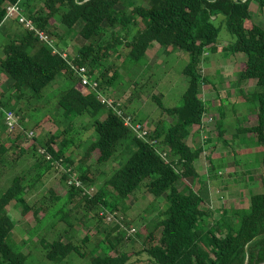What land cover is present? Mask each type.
I'll list each match as a JSON object with an SVG mask.
<instances>
[{"label":"trees","instance_id":"1","mask_svg":"<svg viewBox=\"0 0 264 264\" xmlns=\"http://www.w3.org/2000/svg\"><path fill=\"white\" fill-rule=\"evenodd\" d=\"M254 1L264 10V0H0V31L7 33L6 26L20 24L19 18L5 19L8 6L14 4L20 6L22 15L36 29H12L5 46L0 76L3 82L11 81V92L17 99L26 95L42 99L45 88L58 78L64 77L71 83L59 100L58 118L48 119L59 125L56 134L41 142L36 137L33 140L27 137L32 143L22 147L17 142L28 131L20 126L22 132L17 129L11 133L14 137H10L9 146H0V153L18 148L20 155L32 148L38 157V168L17 176L0 195V264H28V254L12 239L15 225L7 208L13 204L25 217L32 213L38 218L44 210L49 212L48 205L39 207L38 201L31 204L28 196L53 173L59 177L49 186L48 199L57 205L55 217L69 230L64 231L67 242L61 237L39 240L44 257L51 264H62L72 255L80 259L89 256V264L264 263V175L263 191L251 196L249 208H223L212 224L209 219L213 213L205 209L201 192L188 185L179 188L184 180L199 178L196 162L204 149L192 147L186 140L192 128L202 129L211 104L201 98L204 89L212 85L200 69L205 54L245 55L239 82L256 81V121L253 126L238 129V133L247 134L259 146L264 145V28L252 16ZM219 16L224 17L220 27L216 25ZM79 24V35L85 44L73 59H64L61 53L69 42L58 34V28L73 35L70 30ZM223 26L234 37L227 47L219 45ZM37 31L55 42L57 52ZM153 43H158L166 55L176 49L189 54L184 70L189 85L180 107L165 108L161 96L153 97L160 101L162 114L172 118V122L167 126L163 120L158 121L149 131L148 140H144L126 124L125 117L130 116L128 106L115 101L109 106L99 96L116 87L120 80L118 66L113 62L106 66L114 55L122 57L123 64L138 66L145 61ZM71 64L87 68L99 83L98 90L84 85ZM140 85L135 82L136 91ZM218 102L221 120L216 134L222 139L225 112L221 100ZM79 119L89 120V127L82 130H90V135L76 144L70 132L72 123ZM62 123L66 127L61 131ZM37 144L47 150L52 160L39 153ZM77 150H82L79 161L74 156ZM167 150L171 159L164 155ZM61 159L59 165L65 169L55 163ZM118 159L122 161L120 168L98 175L97 178H104V187L96 194L69 184L76 177L89 187L97 180L90 163L104 165ZM57 187L67 191L60 195ZM140 193L153 197L146 216L155 212L158 216L144 225V233H135L142 241V249L128 254L120 249L125 237L121 231L124 220L105 227L101 212L118 218ZM163 198L167 203L165 209L159 204ZM89 220L95 222L96 232L95 238L86 235L81 240L83 247L89 242L93 245L87 255L69 234L75 227L73 221L85 226ZM141 256L146 257L145 261Z\"/></svg>","mask_w":264,"mask_h":264},{"label":"rangeland","instance_id":"2","mask_svg":"<svg viewBox=\"0 0 264 264\" xmlns=\"http://www.w3.org/2000/svg\"><path fill=\"white\" fill-rule=\"evenodd\" d=\"M251 13L255 21L264 28V10L255 1L251 4ZM223 19V16L218 17L216 21L218 27L221 26ZM11 25L4 28L7 33L0 31V59L5 56V46L11 38V33L16 30L15 28H25L24 23L21 22ZM12 29L14 30L12 31ZM80 29V24L75 26L70 30L73 34L71 35L64 33L60 27L58 28V34L69 42L66 52L72 53L74 56L78 49L85 44L79 35ZM233 41L234 37L225 26L221 27L219 45L227 47ZM60 45L64 48V45ZM159 48L158 43H153L146 53L145 61L138 66L123 64L122 57L114 55L106 66L112 62L115 63L121 72L120 80L116 87L102 95L105 99L109 98L108 100L128 106V115L136 123L144 124L146 130L150 132L153 125L160 120H163L167 126L172 122V118L162 114L160 101L153 97L161 96V104L165 108L180 107L189 85L188 78L184 74L189 63V54L176 49L166 55L164 50ZM245 61L246 57L243 54H211L209 52L203 56L200 67L201 73L212 81V85L204 89L201 98L211 104L204 117L202 129L192 128L186 141L195 148L202 146L204 152L196 162L199 178L184 180L179 183V188L183 189L188 185L201 192L205 199V209L213 213V218L209 219L210 223L219 218V213L223 208H249L251 196L263 191L261 179L264 175V145L259 146L247 134L238 133V129L253 126L256 121L257 101L254 95L256 81L239 82L240 69ZM2 79L0 76V146H9L11 138L14 137L9 133L8 112H14L20 117L22 129L28 132L35 131L38 142L46 140L49 136L43 128L38 126V123L42 121L47 124V128H52L54 132L52 134H56L59 125L49 122L48 119H57L61 113L59 100L62 94L71 87L70 81L64 77L58 78L52 85L45 88L42 99L31 98L27 95L17 99L14 92L10 90L11 81L3 82ZM135 82L141 84L137 91ZM141 86L144 87L141 88ZM219 100H221L222 109L225 112L223 120L225 134L222 139H219L216 134L218 123L221 120ZM21 127L18 129L19 132H22ZM61 127L62 131L66 125L62 123ZM84 127H89L88 119H79L71 125L70 135L75 137L76 144H79L78 140L86 139L90 135V130H82ZM22 137L17 145L25 147L29 140L25 135ZM59 141L60 139H58ZM37 145L39 151L41 146ZM19 153L18 148L0 153V195L12 185L17 176L28 172L29 168L36 164L35 160L38 157L34 156L32 148L25 155ZM166 153L165 157L171 159L170 151L167 150ZM81 154L82 150H77L74 155L76 161L80 160ZM90 165L92 166L91 172L97 178L101 173L110 174L113 170L120 168L122 161L121 159L111 160L104 165H97L93 161ZM213 167L215 168L212 171ZM58 177L57 174H50L42 184L38 185L37 189L29 193L28 200L31 204L38 201L39 207L45 205L50 207L49 212L44 210L40 213L39 219L32 213L26 217L23 216L13 204L7 208L15 225L12 239L23 253L28 254V264H51L45 259L39 243L42 238L53 241L61 237L65 242L68 241L64 231L69 229L65 223L55 217L53 212L57 205L50 203L47 194L49 186ZM101 187H104V178L100 177L89 187L83 186L82 188L90 194H96ZM59 189L58 194L60 195L67 191V188L64 187ZM106 189L109 190V188ZM135 199L129 202L126 213L120 214L118 218L115 217V214L110 215L106 211V215H101L104 218L102 225L105 227L113 226L114 223L124 220L125 224L121 225V231L125 237L120 249L128 254L142 249V241L135 233H144V225L153 217L157 218L158 216L157 212L146 216V210L153 202L152 196L140 193ZM159 204L161 209H165L167 206L165 198L160 199ZM45 213L48 215L45 216ZM109 216H111L110 219ZM144 217H146L145 220ZM73 222L75 227L70 230L69 235L75 244L82 246L81 240L86 235L95 238L96 224L93 220H89L85 226H79V223ZM92 246V243L89 242L84 247L82 246V249L89 255ZM88 258L89 256L80 259L72 255L62 264H89ZM139 258L145 261L146 257Z\"/></svg>","mask_w":264,"mask_h":264},{"label":"built area","instance_id":"3","mask_svg":"<svg viewBox=\"0 0 264 264\" xmlns=\"http://www.w3.org/2000/svg\"><path fill=\"white\" fill-rule=\"evenodd\" d=\"M15 19V18H19V21L21 23H24L25 25V28H29L31 30H36L32 24L31 21H29L27 18H25L23 15H22V11H21V8L18 4H14V5H9L8 8H7V16L5 19ZM38 32V31H37ZM38 34L41 36V38L43 40H45L46 42H48L52 47L55 48V51L57 52V48L55 46V42L50 39L48 37V35H46L44 32H38ZM62 57L64 59H73L74 58V55L70 54L69 52H62L61 53ZM72 55V56H71ZM71 56V57H70ZM73 69L79 74L81 80H82V83L86 86H89L95 90H98L99 88V83L94 81L92 76L90 75L89 71L87 68L83 67V68H76L75 66H73V64H71ZM100 100L103 102V103H107L109 106H112L113 105V101L112 100H108V99H105L101 94L99 96ZM118 114L122 116V112L121 111H118ZM7 118H8V124L10 125V127L8 126L9 128V133L11 134L13 131L15 132L17 129L20 128V117L17 116L14 112H8L7 113ZM125 121H126V124L133 130V132L137 135L138 138H141V139H144V140H148L147 139V136L149 134V130H146L147 128L145 126H143L142 124L140 123H136L133 121L132 117H125ZM27 137L30 139V140H33L35 137H36V133L35 131H30V132H27ZM30 143H32V141H28L27 142V145ZM153 143V142H151ZM39 153L40 154H44L46 156V158L48 160H52V156L47 152V150L43 147H40V150H39ZM62 162V159L58 162H55L57 167H62L61 165H59L60 163ZM63 169H65V167H62ZM70 171V170H69ZM69 184L70 185H73L75 184L76 187H83V184L81 181H79L76 177H72L71 180L69 181ZM108 214L110 215H114V214H111L108 212ZM101 215H106L104 212L101 213ZM109 219L111 218V216L108 217Z\"/></svg>","mask_w":264,"mask_h":264},{"label":"crops","instance_id":"4","mask_svg":"<svg viewBox=\"0 0 264 264\" xmlns=\"http://www.w3.org/2000/svg\"><path fill=\"white\" fill-rule=\"evenodd\" d=\"M160 47V46H159ZM159 49H161L162 50V48L160 47ZM158 51V50H157ZM72 54V53H71ZM73 55V54H72ZM43 122V121H42ZM50 122V121H49ZM41 123V122H40ZM41 128H43V130L46 132V133H48L49 135H52V133H54L53 132V130H52V128L50 127V128H47V124H45V123H41ZM50 130H51V132H50ZM46 135V134H45ZM35 163H36V160H35ZM35 169V168H38L37 167V164H34L33 166H31L30 168H29V170L28 171H30V170H32V169ZM50 175V174H49ZM48 175V176H49ZM55 181V180H54ZM42 184V183H41ZM56 187V186H55Z\"/></svg>","mask_w":264,"mask_h":264},{"label":"water","instance_id":"5","mask_svg":"<svg viewBox=\"0 0 264 264\" xmlns=\"http://www.w3.org/2000/svg\"><path fill=\"white\" fill-rule=\"evenodd\" d=\"M264 264V263H263Z\"/></svg>","mask_w":264,"mask_h":264}]
</instances>
